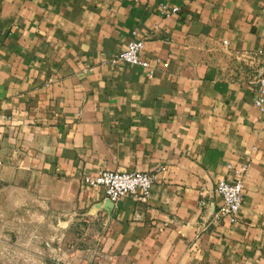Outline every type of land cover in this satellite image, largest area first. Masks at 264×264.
<instances>
[{
	"label": "crops",
	"instance_id": "crops-1",
	"mask_svg": "<svg viewBox=\"0 0 264 264\" xmlns=\"http://www.w3.org/2000/svg\"><path fill=\"white\" fill-rule=\"evenodd\" d=\"M136 37L152 75L111 61ZM263 40L264 0H0V264H47L36 227L70 203L109 264H264ZM228 164H247L235 223ZM100 168L154 171L146 201L84 181Z\"/></svg>",
	"mask_w": 264,
	"mask_h": 264
},
{
	"label": "built area",
	"instance_id": "built-area-1",
	"mask_svg": "<svg viewBox=\"0 0 264 264\" xmlns=\"http://www.w3.org/2000/svg\"><path fill=\"white\" fill-rule=\"evenodd\" d=\"M160 10L164 14L174 13L178 6L162 2ZM144 44V38L136 37L129 40L126 46L116 52L112 62L124 61L129 64L139 65L146 69L149 75L153 74V67L149 61L139 56V51ZM260 59V70L251 79L253 104L259 111H264V40L256 52ZM232 177H222L216 184V191L221 197L217 214L226 216L231 223L238 221V212L243 200L244 178L247 164L234 167L228 164ZM164 170L165 166H159ZM84 181L90 186H101L107 198L116 202L123 195H133L141 202L146 201L155 181V172L152 170H112L100 168L94 175L84 176ZM109 264V263H106ZM180 264V263H176Z\"/></svg>",
	"mask_w": 264,
	"mask_h": 264
},
{
	"label": "rangeland",
	"instance_id": "rangeland-1",
	"mask_svg": "<svg viewBox=\"0 0 264 264\" xmlns=\"http://www.w3.org/2000/svg\"><path fill=\"white\" fill-rule=\"evenodd\" d=\"M50 216L51 227H40L39 224L36 227L42 230V236L38 234L41 237L37 238L36 248L32 249L38 257L50 255L47 264H106L102 254V235L106 227L100 219L71 203L67 214H62L54 205ZM45 229L47 235L44 239ZM48 230H51V236ZM5 259L4 253H0V262H5ZM39 260L43 262V258Z\"/></svg>",
	"mask_w": 264,
	"mask_h": 264
}]
</instances>
